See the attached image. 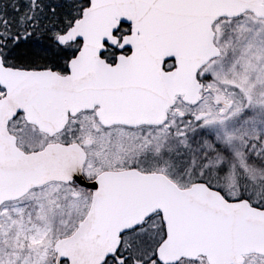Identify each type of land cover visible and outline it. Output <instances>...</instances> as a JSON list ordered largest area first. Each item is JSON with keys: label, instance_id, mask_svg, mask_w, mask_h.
Wrapping results in <instances>:
<instances>
[{"label": "snow or ice", "instance_id": "6c2138e0", "mask_svg": "<svg viewBox=\"0 0 264 264\" xmlns=\"http://www.w3.org/2000/svg\"><path fill=\"white\" fill-rule=\"evenodd\" d=\"M0 264H264V0H0Z\"/></svg>", "mask_w": 264, "mask_h": 264}]
</instances>
